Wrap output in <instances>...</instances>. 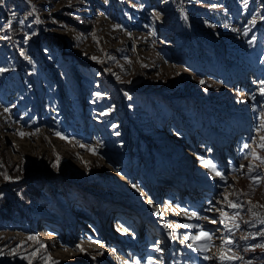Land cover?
Wrapping results in <instances>:
<instances>
[{
    "label": "rangeland",
    "instance_id": "1",
    "mask_svg": "<svg viewBox=\"0 0 264 264\" xmlns=\"http://www.w3.org/2000/svg\"><path fill=\"white\" fill-rule=\"evenodd\" d=\"M0 69V264H264V0H2Z\"/></svg>",
    "mask_w": 264,
    "mask_h": 264
},
{
    "label": "snow or ice",
    "instance_id": "2",
    "mask_svg": "<svg viewBox=\"0 0 264 264\" xmlns=\"http://www.w3.org/2000/svg\"><path fill=\"white\" fill-rule=\"evenodd\" d=\"M0 2H2V0H0ZM7 26H8V25H6V27H7ZM93 59H95V57H93ZM0 71H4V69H0ZM201 83H203V81H201ZM261 83L264 84V81H261ZM262 94H264V90H262ZM5 111H7V109H5ZM261 126L264 127V124H262ZM113 127H115V125H113ZM117 134H118V133H117ZM21 135H24V134L21 133ZM57 135H59V133H57ZM261 139L264 140V137H262ZM260 147H261V148H264V143H261V144H260ZM257 158H258V159H261L262 162H264V157H257ZM205 166L210 167V168H213V170H214V167H213L211 164H209L208 162H205ZM249 168H251V165H249ZM217 175H220V173H217ZM5 179H9V177L5 176ZM229 206L232 207V208L240 207V205L234 204V203H232V202H229ZM253 214L255 215V213H253ZM193 215H195V214H193ZM226 215H227L226 213L221 212V217H222V219H221L220 223L224 224L225 228L228 227V224H227L226 220L223 219V217H225ZM213 222L215 223V221H213ZM185 226L187 227V225H185ZM238 226H239V225L235 223V218L233 217V227H238ZM260 234H261V235H264V233H260ZM204 237L207 238V237H208V234L205 233V234H204ZM190 238H191V239H198L197 237H190ZM29 239H35V237H29ZM181 243H183V241H181ZM223 243H225V244H231L232 241H231V240H225V241H223ZM189 247L191 248V247H193V245H189ZM257 247L264 248V244L257 245ZM77 248H78L80 251H83V249L80 248L79 245H77ZM156 251H160V248L157 247V248H156ZM205 259H208V257H205ZM219 259L223 262V261H226V260L239 259V257L234 256V255H232V256L225 255V254L222 252L221 255H220V257H219ZM53 264H56V262H53Z\"/></svg>",
    "mask_w": 264,
    "mask_h": 264
},
{
    "label": "bare ground",
    "instance_id": "3",
    "mask_svg": "<svg viewBox=\"0 0 264 264\" xmlns=\"http://www.w3.org/2000/svg\"><path fill=\"white\" fill-rule=\"evenodd\" d=\"M204 143V142H203ZM211 146V145H210ZM210 146H209V148H210ZM213 148H214V150H213V148H210V149H208V151L207 152H205L204 150L202 151V153L204 154V156H208V157H210V156H212V157H216L217 156V154L220 152V150L218 149V147H215L214 145L212 146ZM206 148V147H205ZM207 149V148H206ZM213 152V153H212ZM194 158H198V156L196 155V156H194ZM202 165H204L205 166V164H202ZM206 168H208L207 166H205ZM168 180L169 179H167V181L166 182H168ZM169 186L170 187H172V188H179V187H177V185H170L169 184ZM194 189V188H193ZM196 191V190H195ZM179 193H180V190H177V193L175 192V194H177V197L179 196ZM174 194V193H173ZM175 199H177V198H175ZM178 199H181V198H178ZM168 203V205H170V201L169 202H167ZM171 207V206H170ZM171 213H173V212H171ZM210 220L208 221V222H210L209 223V225H211V226H213V225H219V223H220V219L219 218H209ZM117 221V222H116ZM213 221H215V223L213 222ZM115 222L116 223H118V227L119 228H121L122 226H123V223H124V221H122V220H117V218L115 219ZM116 229V228H115ZM217 240H221L220 238L219 239H217ZM54 245V244H53ZM215 250H219L220 248H218V247H215L214 248Z\"/></svg>",
    "mask_w": 264,
    "mask_h": 264
},
{
    "label": "trees",
    "instance_id": "4",
    "mask_svg": "<svg viewBox=\"0 0 264 264\" xmlns=\"http://www.w3.org/2000/svg\"><path fill=\"white\" fill-rule=\"evenodd\" d=\"M71 22H72V20H70ZM75 24H73V22H72V24L73 25H75V26H77V25H79L77 22H74Z\"/></svg>",
    "mask_w": 264,
    "mask_h": 264
}]
</instances>
